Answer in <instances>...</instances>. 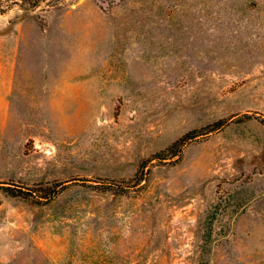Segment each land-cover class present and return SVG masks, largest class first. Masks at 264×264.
<instances>
[{"label":"rangeland","instance_id":"rangeland-1","mask_svg":"<svg viewBox=\"0 0 264 264\" xmlns=\"http://www.w3.org/2000/svg\"><path fill=\"white\" fill-rule=\"evenodd\" d=\"M261 120L264 0L12 5L0 264H264Z\"/></svg>","mask_w":264,"mask_h":264},{"label":"trees","instance_id":"trees-1","mask_svg":"<svg viewBox=\"0 0 264 264\" xmlns=\"http://www.w3.org/2000/svg\"><path fill=\"white\" fill-rule=\"evenodd\" d=\"M45 0H0V13H4L6 10H8L12 5H18L23 9L26 8H35L39 5L40 2ZM245 119H250L249 116H245ZM264 125V120L260 121ZM225 124V121H218L214 123L211 128L216 130L221 128ZM196 132L191 131L183 135L180 139L172 143V145L168 148L172 156H175L179 148L184 144L185 141L190 140L194 138ZM3 190L10 196L13 197H32L37 199H49L53 194L55 193V186L50 187H42L38 190H22V189H14L10 187L3 188Z\"/></svg>","mask_w":264,"mask_h":264}]
</instances>
